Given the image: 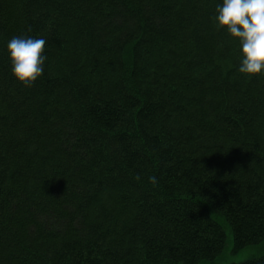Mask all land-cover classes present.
I'll return each instance as SVG.
<instances>
[{"label": "trees", "instance_id": "obj_1", "mask_svg": "<svg viewBox=\"0 0 264 264\" xmlns=\"http://www.w3.org/2000/svg\"><path fill=\"white\" fill-rule=\"evenodd\" d=\"M220 2L0 0V264L264 246V74L238 72ZM21 35L46 41L30 86L6 53Z\"/></svg>", "mask_w": 264, "mask_h": 264}, {"label": "clouds", "instance_id": "obj_2", "mask_svg": "<svg viewBox=\"0 0 264 264\" xmlns=\"http://www.w3.org/2000/svg\"><path fill=\"white\" fill-rule=\"evenodd\" d=\"M214 22L239 44L238 72L264 74V0H221L216 4ZM45 39L13 36L7 41L10 70L17 82L30 86L44 72ZM149 181L156 183L154 176Z\"/></svg>", "mask_w": 264, "mask_h": 264}, {"label": "rangeland", "instance_id": "obj_3", "mask_svg": "<svg viewBox=\"0 0 264 264\" xmlns=\"http://www.w3.org/2000/svg\"><path fill=\"white\" fill-rule=\"evenodd\" d=\"M263 251H264V246H260V247L252 246V247L245 249L244 251H242L237 256L224 258V259H221L219 261L222 264L240 263V262L245 261L247 259L254 258V257L261 255L263 253Z\"/></svg>", "mask_w": 264, "mask_h": 264}]
</instances>
